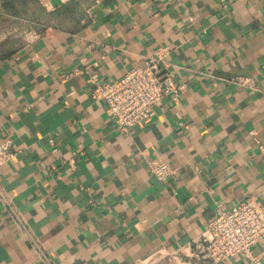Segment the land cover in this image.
Wrapping results in <instances>:
<instances>
[{
  "label": "crops",
  "instance_id": "crops-1",
  "mask_svg": "<svg viewBox=\"0 0 264 264\" xmlns=\"http://www.w3.org/2000/svg\"><path fill=\"white\" fill-rule=\"evenodd\" d=\"M38 1L46 23L0 57V264H192L217 205L264 206V0ZM157 50L181 88L118 130L87 78ZM252 255L211 264H264V236Z\"/></svg>",
  "mask_w": 264,
  "mask_h": 264
},
{
  "label": "built area",
  "instance_id": "built-area-1",
  "mask_svg": "<svg viewBox=\"0 0 264 264\" xmlns=\"http://www.w3.org/2000/svg\"><path fill=\"white\" fill-rule=\"evenodd\" d=\"M166 54L165 50L155 51L118 79L87 78L91 99L106 104L107 114L118 130H126L145 120L160 100L176 95L180 90L181 85L167 67ZM227 80L236 85L249 82L248 78L238 75L230 76ZM12 154L11 140L2 141L0 171ZM148 168L159 180L168 178L173 172L170 164L160 158L149 160ZM9 202L0 185V203L8 206ZM263 236L264 206L254 197L248 196L227 207L217 205L214 217L191 242L189 255L192 264H211L234 256L254 261L252 247ZM49 257L45 255L44 259L47 264H52Z\"/></svg>",
  "mask_w": 264,
  "mask_h": 264
},
{
  "label": "rangeland",
  "instance_id": "rangeland-1",
  "mask_svg": "<svg viewBox=\"0 0 264 264\" xmlns=\"http://www.w3.org/2000/svg\"><path fill=\"white\" fill-rule=\"evenodd\" d=\"M46 12L45 7L37 2ZM0 56L15 51L24 40V34L27 31V25L45 24V18L28 19L24 17L7 16L0 12Z\"/></svg>",
  "mask_w": 264,
  "mask_h": 264
},
{
  "label": "trees",
  "instance_id": "trees-1",
  "mask_svg": "<svg viewBox=\"0 0 264 264\" xmlns=\"http://www.w3.org/2000/svg\"><path fill=\"white\" fill-rule=\"evenodd\" d=\"M37 2L38 0H0V12L7 16L28 19H36L44 16L45 21H47L49 14Z\"/></svg>",
  "mask_w": 264,
  "mask_h": 264
}]
</instances>
